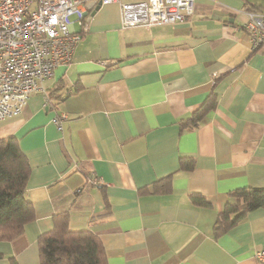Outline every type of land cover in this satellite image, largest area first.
Wrapping results in <instances>:
<instances>
[{
	"label": "crops",
	"instance_id": "0c3cea01",
	"mask_svg": "<svg viewBox=\"0 0 264 264\" xmlns=\"http://www.w3.org/2000/svg\"><path fill=\"white\" fill-rule=\"evenodd\" d=\"M248 9L264 12V0H195L184 21L150 28L121 29L115 2L74 21L70 64L0 120V139L15 136L29 159L36 211L21 235L0 240V264H40L38 237L61 211L71 229L99 236L105 264H262L264 209L214 231L231 191L264 185V49H251ZM212 92L215 108L183 128ZM171 174L169 191H152Z\"/></svg>",
	"mask_w": 264,
	"mask_h": 264
},
{
	"label": "built area",
	"instance_id": "2783aa9c",
	"mask_svg": "<svg viewBox=\"0 0 264 264\" xmlns=\"http://www.w3.org/2000/svg\"><path fill=\"white\" fill-rule=\"evenodd\" d=\"M91 0H0V120L21 114L40 81L71 62ZM120 5L121 29L150 28L187 19L195 0H100ZM245 28L252 50L264 49V12L248 11ZM66 113L56 114L62 129ZM264 264V249L256 252Z\"/></svg>",
	"mask_w": 264,
	"mask_h": 264
},
{
	"label": "trees",
	"instance_id": "16d2710c",
	"mask_svg": "<svg viewBox=\"0 0 264 264\" xmlns=\"http://www.w3.org/2000/svg\"><path fill=\"white\" fill-rule=\"evenodd\" d=\"M252 11L253 9H248ZM61 94L53 92L48 104L56 106ZM216 94L208 95L183 128H194L216 106ZM194 162L181 158L180 168L190 170ZM31 172L27 155L15 136L0 139V240L10 241L21 235L25 226L36 218L33 202L26 196ZM173 175L158 179L152 191L165 193L171 189ZM197 205H209L204 196L192 194ZM264 209V185L244 186L230 192L223 211L215 222V235H221L244 218L249 212ZM40 264H105V251L101 239L89 229L73 230L69 227V213L61 211L53 217V227L38 237ZM4 254L0 253V258ZM8 264H19L16 257L8 256Z\"/></svg>",
	"mask_w": 264,
	"mask_h": 264
},
{
	"label": "water",
	"instance_id": "95a60500",
	"mask_svg": "<svg viewBox=\"0 0 264 264\" xmlns=\"http://www.w3.org/2000/svg\"><path fill=\"white\" fill-rule=\"evenodd\" d=\"M97 2H98V5L96 4ZM100 5H101V1L91 0L90 2L87 3V8L91 9L92 13H94V11L97 10Z\"/></svg>",
	"mask_w": 264,
	"mask_h": 264
},
{
	"label": "rangeland",
	"instance_id": "374dc122",
	"mask_svg": "<svg viewBox=\"0 0 264 264\" xmlns=\"http://www.w3.org/2000/svg\"><path fill=\"white\" fill-rule=\"evenodd\" d=\"M100 1V0H99ZM124 1H126V0H124ZM102 4V3H101ZM86 12H87V10H86ZM177 23V22H176ZM170 24H175V23H170ZM34 93V92H33ZM32 95V94H31ZM49 103V102H48Z\"/></svg>",
	"mask_w": 264,
	"mask_h": 264
},
{
	"label": "bare ground",
	"instance_id": "6f19581e",
	"mask_svg": "<svg viewBox=\"0 0 264 264\" xmlns=\"http://www.w3.org/2000/svg\"><path fill=\"white\" fill-rule=\"evenodd\" d=\"M70 64V63H69Z\"/></svg>",
	"mask_w": 264,
	"mask_h": 264
}]
</instances>
